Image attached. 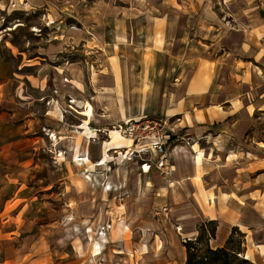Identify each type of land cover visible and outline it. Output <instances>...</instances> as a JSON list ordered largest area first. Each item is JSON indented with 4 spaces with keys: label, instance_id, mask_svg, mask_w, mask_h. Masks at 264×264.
Returning a JSON list of instances; mask_svg holds the SVG:
<instances>
[{
    "label": "crops",
    "instance_id": "1",
    "mask_svg": "<svg viewBox=\"0 0 264 264\" xmlns=\"http://www.w3.org/2000/svg\"><path fill=\"white\" fill-rule=\"evenodd\" d=\"M15 1L41 11L50 37L27 62L0 59V155L54 160L20 211L36 199L39 262L185 264L182 242L211 221V248L236 228L246 258L264 264V0ZM65 37L85 52L114 43L98 75L48 59ZM142 116L169 118L184 139L170 173L123 161L131 141L117 133L88 138Z\"/></svg>",
    "mask_w": 264,
    "mask_h": 264
},
{
    "label": "rangeland",
    "instance_id": "2",
    "mask_svg": "<svg viewBox=\"0 0 264 264\" xmlns=\"http://www.w3.org/2000/svg\"><path fill=\"white\" fill-rule=\"evenodd\" d=\"M21 7L23 6H18L15 0H0V59L14 66L27 62V58L33 57L37 51L43 52L44 50L39 49L38 46L48 44L50 39V37L39 36L47 33L48 30V26H42L39 22L41 11ZM138 40L141 38L139 37ZM66 41L65 37L48 59L66 64L68 57L85 64L84 69L90 71L82 75V78L86 80L98 75V71L105 62V52H110L109 49L114 44L97 41L93 47L95 50L85 52L84 44L79 39L69 43ZM124 41L125 44L132 45L133 37H127ZM53 43L57 44L55 41ZM137 44L141 45V43ZM66 46H69V51ZM123 50L124 55L127 56L129 46L123 47ZM84 54H88V58L83 59ZM48 156L13 153L0 155V264H41L40 257L38 258L40 251L34 248L39 236L35 233V225L40 221L35 217L38 205L36 199L28 202L26 215L22 216L20 211L25 208L24 197L41 193L38 179L45 178L47 172L51 170V164H54V160H48ZM37 158L41 159L38 164ZM41 161L43 164L39 167ZM205 224V229L212 227L208 222ZM242 241V234L236 232L228 247L237 251L238 257L246 258ZM199 248L200 251L205 249L204 240Z\"/></svg>",
    "mask_w": 264,
    "mask_h": 264
},
{
    "label": "built area",
    "instance_id": "3",
    "mask_svg": "<svg viewBox=\"0 0 264 264\" xmlns=\"http://www.w3.org/2000/svg\"><path fill=\"white\" fill-rule=\"evenodd\" d=\"M171 124L172 121L169 118L142 116L113 123L106 129L90 126L88 127L87 135L90 140H99L102 138L100 134L106 136L109 132H114L127 138L131 141V145L121 152L123 161H134L137 159L141 161L140 167L142 171H148L150 167H155L165 174L170 173L172 169L173 151L179 142L184 140L182 137L174 136L170 132ZM108 151L111 155L118 153L117 148H112ZM77 160L82 161V158L79 157ZM102 185L104 189L110 191H116L121 188L119 185L112 186L104 184V182ZM109 227V224L98 227L96 236L100 238L101 243L105 242L106 232ZM96 248L100 249V245H96Z\"/></svg>",
    "mask_w": 264,
    "mask_h": 264
},
{
    "label": "trees",
    "instance_id": "4",
    "mask_svg": "<svg viewBox=\"0 0 264 264\" xmlns=\"http://www.w3.org/2000/svg\"><path fill=\"white\" fill-rule=\"evenodd\" d=\"M208 223L212 225L210 229H205L206 224H201L199 233L194 240L186 239L182 242L186 250L185 264H254L247 258L238 257V252L228 247V244L233 240L234 233L237 232L236 228L232 229L226 246L211 248L207 242L209 236L213 235L214 225L211 221ZM204 233L206 234L203 237ZM203 240L205 249L200 251L199 245Z\"/></svg>",
    "mask_w": 264,
    "mask_h": 264
},
{
    "label": "bare ground",
    "instance_id": "5",
    "mask_svg": "<svg viewBox=\"0 0 264 264\" xmlns=\"http://www.w3.org/2000/svg\"><path fill=\"white\" fill-rule=\"evenodd\" d=\"M51 137H54L55 138V136H53V135ZM58 155L61 156L62 155V152H60Z\"/></svg>",
    "mask_w": 264,
    "mask_h": 264
}]
</instances>
